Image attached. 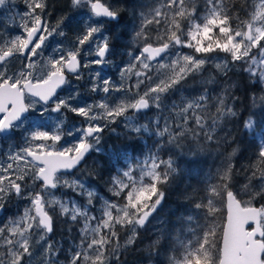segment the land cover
Returning <instances> with one entry per match:
<instances>
[{
	"label": "snow or ice",
	"instance_id": "obj_1",
	"mask_svg": "<svg viewBox=\"0 0 264 264\" xmlns=\"http://www.w3.org/2000/svg\"><path fill=\"white\" fill-rule=\"evenodd\" d=\"M22 3L0 0V212L24 204L0 264H264V0Z\"/></svg>",
	"mask_w": 264,
	"mask_h": 264
},
{
	"label": "trees",
	"instance_id": "obj_2",
	"mask_svg": "<svg viewBox=\"0 0 264 264\" xmlns=\"http://www.w3.org/2000/svg\"><path fill=\"white\" fill-rule=\"evenodd\" d=\"M132 2H134V0H129V3H132ZM140 2L141 3H147V0H140ZM127 19L128 18L126 17V20ZM124 27H125V22L122 21L121 24L119 26H117L114 30L117 31V32H122V31H124ZM185 94L187 95L188 92H186ZM110 135H111L110 138L105 143V145H106V151H107L108 148L112 147L115 143H117L115 136L113 134H110ZM251 138H252L251 136L247 137V139H251ZM202 159L207 160V163H203V164H201L199 166L200 169L202 170L201 171V177H200L201 179L203 178V174L204 173H207L209 171V169L213 165V160H212L211 157H204ZM185 166L187 167V165H185ZM240 179H241V181L243 180L242 177ZM189 182H190V180L188 178H185L183 180V182H179L178 181L179 188L177 190H175V191L169 192V194L166 197L167 204L165 205L164 212L161 213V218L167 219L170 216V214L174 212V210L176 208L177 196H178L179 189H182ZM98 190L101 191L102 194L103 193H106V191H107L106 187H104L103 184H101L100 186H98ZM225 215H226V212H222L221 214H218V220L220 222H222ZM57 226H59V224ZM155 226L156 225L154 224L153 227H155ZM152 236H153V233H152L151 230H149L146 233H144L143 234L144 244H147L149 238L152 237ZM142 247H143V245H142ZM136 255H139V254L137 253ZM128 264H135V256H133V255H130L129 256V258H128Z\"/></svg>",
	"mask_w": 264,
	"mask_h": 264
},
{
	"label": "rangeland",
	"instance_id": "obj_3",
	"mask_svg": "<svg viewBox=\"0 0 264 264\" xmlns=\"http://www.w3.org/2000/svg\"><path fill=\"white\" fill-rule=\"evenodd\" d=\"M52 2H53V5H54V15H59L60 13L58 11H56V9H59V8L63 7L64 0H52ZM22 5H24L22 3V0H17V10L18 11H23L24 10V8H22ZM6 23H7L6 16H5L3 10H0V27H2ZM11 27L12 26L9 25V28H11ZM185 51H188V50H185ZM45 54H48V53L46 52ZM105 71H107V69ZM111 72L113 74V79H118L119 78V73H118V71L115 68L111 69ZM65 95H68V92ZM113 95L115 97V96H117L119 94H113ZM70 120H73V118H71ZM31 123L39 124V123H41V121H39L38 119H31L30 124ZM28 124H29V122H27L25 124V126L28 125ZM110 136H111L110 134H106L105 135V142H107V140L110 138ZM102 147H104L105 151H106V145L103 144ZM56 194L60 195L59 192H57ZM68 194L71 195V192H69ZM58 228H59L58 231H64L65 230V226L63 224H59ZM61 240H63V239H61ZM33 264H42V257H41V254L39 253V250H38L36 259L34 260Z\"/></svg>",
	"mask_w": 264,
	"mask_h": 264
},
{
	"label": "flooded vegetation",
	"instance_id": "obj_4",
	"mask_svg": "<svg viewBox=\"0 0 264 264\" xmlns=\"http://www.w3.org/2000/svg\"><path fill=\"white\" fill-rule=\"evenodd\" d=\"M16 3H17V0H16ZM24 7L25 6L22 5V8H24ZM66 93H67V91L63 92L62 95H65ZM71 118H73V120L75 119L73 114H69V119H71ZM27 122H29V124H30L31 119L29 121H26V123ZM18 140H19V137L15 136L10 140L0 141V152H6L9 145H15L18 142ZM23 206H24V204L21 203L20 201H17V200H13L12 202H10L7 205L8 211L6 213L0 212V223H6L9 218L16 216L18 208L22 209ZM58 230H59V228L57 226L55 239H57V240L64 239L65 238V232L64 231H58Z\"/></svg>",
	"mask_w": 264,
	"mask_h": 264
},
{
	"label": "water",
	"instance_id": "obj_5",
	"mask_svg": "<svg viewBox=\"0 0 264 264\" xmlns=\"http://www.w3.org/2000/svg\"><path fill=\"white\" fill-rule=\"evenodd\" d=\"M249 227H252V225H250Z\"/></svg>",
	"mask_w": 264,
	"mask_h": 264
}]
</instances>
